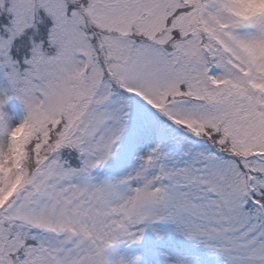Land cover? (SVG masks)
<instances>
[{"label":"snow or ice","instance_id":"1","mask_svg":"<svg viewBox=\"0 0 264 264\" xmlns=\"http://www.w3.org/2000/svg\"><path fill=\"white\" fill-rule=\"evenodd\" d=\"M0 264H264V0H0Z\"/></svg>","mask_w":264,"mask_h":264}]
</instances>
